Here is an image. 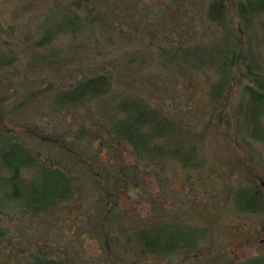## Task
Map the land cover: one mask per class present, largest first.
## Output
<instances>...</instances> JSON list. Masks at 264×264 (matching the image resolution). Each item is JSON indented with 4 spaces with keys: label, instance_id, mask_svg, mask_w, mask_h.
Segmentation results:
<instances>
[{
    "label": "rangeland",
    "instance_id": "1",
    "mask_svg": "<svg viewBox=\"0 0 264 264\" xmlns=\"http://www.w3.org/2000/svg\"><path fill=\"white\" fill-rule=\"evenodd\" d=\"M59 1L69 3L0 0V48L13 57L0 67V96L6 98L0 131L74 177L68 198L35 213L18 202L4 199L2 204L0 191V264H29L37 248L72 264H231L264 255V217L238 212L232 203L247 175H256L264 194V126L255 130V139L242 128L246 103L235 83L222 91L219 109L231 116L229 129L222 123L205 125L212 71H187L172 60L185 45L210 41L206 25L219 37V28L203 16L207 0H89L87 16L98 10L103 18L93 19L90 36L65 31L42 46L41 35L59 20L51 11ZM75 14L82 16L80 8ZM260 29L256 24L258 35ZM260 54L264 64L262 46ZM98 72L111 75L115 95H138L197 133L207 127L196 150L200 164L192 168L177 159L136 158L128 145L104 134L95 100L50 106L51 90ZM91 138H100L101 151ZM31 174L22 170L24 179ZM154 220L203 229L198 251L181 249L162 257L136 252L132 232Z\"/></svg>",
    "mask_w": 264,
    "mask_h": 264
},
{
    "label": "trees",
    "instance_id": "2",
    "mask_svg": "<svg viewBox=\"0 0 264 264\" xmlns=\"http://www.w3.org/2000/svg\"><path fill=\"white\" fill-rule=\"evenodd\" d=\"M88 1L69 0L68 4L59 1L52 5L51 11L58 15L59 20L51 23L41 35V39H44L42 46L51 43L54 37L65 31L72 36L77 32L90 36L93 33L92 26L96 24L93 19L102 21L103 18L98 10L96 16H87L89 7L85 5ZM229 2L231 15H228ZM77 8H80L82 16L75 14ZM64 10L68 11L67 17ZM203 16L206 24L212 23L219 28V37L210 34L209 25H206L210 41L207 44L193 43L182 47L177 53L185 60L184 64L180 62L177 53L172 56V60L179 68L187 71L193 68L212 71L214 79L209 82L207 92L211 99L210 110L205 124L211 123L212 128L222 123L224 129H229L228 120L231 121V116L226 110L221 113L219 109L225 101L221 96L222 91L235 83L240 98L246 103V119L241 126L255 139V130L264 126V64L260 54L261 46L264 47V0H207ZM256 24L261 27L259 35L255 32ZM12 59L0 48V67L8 66ZM111 81L108 72H98L63 88H54L48 95L50 106L60 109L83 100H95L101 107L104 122L100 126L104 134L116 144L128 145L136 158L177 159L183 166L192 168L200 164L196 150L200 149L203 141L199 135L206 132L207 127L197 133L172 120L162 110L146 104L138 95H115ZM43 91H37V94ZM5 99V96H0V127L5 118ZM239 105L240 102L237 104V114ZM212 119L217 123H212ZM33 134L40 139L67 145L37 132ZM91 139L98 143V151H101L100 138ZM65 148L71 154L70 148ZM22 170H32V174L24 179ZM256 180V175L243 178L240 188L233 192L232 203L238 212L257 213L264 217V194ZM73 186L74 177L67 168L40 161L31 148L0 131L2 204L4 199L8 204L18 202L29 213H35L68 198ZM201 232L203 229L186 226L179 221L154 220L132 232L134 250L152 257L168 256L181 249L198 251V243L203 236ZM29 264L72 263L50 258L46 252L37 248L36 252L31 253ZM231 264H264V255Z\"/></svg>",
    "mask_w": 264,
    "mask_h": 264
}]
</instances>
